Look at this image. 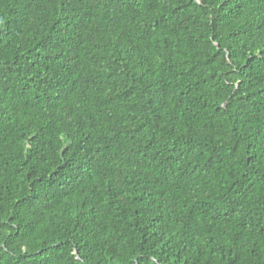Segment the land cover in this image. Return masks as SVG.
Listing matches in <instances>:
<instances>
[{"label": "trees", "instance_id": "obj_1", "mask_svg": "<svg viewBox=\"0 0 264 264\" xmlns=\"http://www.w3.org/2000/svg\"><path fill=\"white\" fill-rule=\"evenodd\" d=\"M0 264H264V0H0Z\"/></svg>", "mask_w": 264, "mask_h": 264}]
</instances>
